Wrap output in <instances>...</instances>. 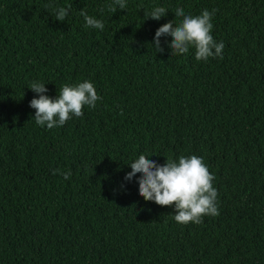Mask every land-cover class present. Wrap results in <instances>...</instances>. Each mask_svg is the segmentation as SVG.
<instances>
[{
	"label": "trees",
	"instance_id": "trees-1",
	"mask_svg": "<svg viewBox=\"0 0 264 264\" xmlns=\"http://www.w3.org/2000/svg\"><path fill=\"white\" fill-rule=\"evenodd\" d=\"M112 3L0 0V264H264V0ZM69 5L57 21L53 9ZM159 6L166 15L147 19ZM178 7L215 9L223 59L173 55L171 37L157 52L155 31L179 23ZM84 80L95 108L62 127L35 123L30 82L55 98ZM141 154L203 157L219 215L178 224L174 206L145 201L140 174L124 180Z\"/></svg>",
	"mask_w": 264,
	"mask_h": 264
},
{
	"label": "clouds",
	"instance_id": "clouds-1",
	"mask_svg": "<svg viewBox=\"0 0 264 264\" xmlns=\"http://www.w3.org/2000/svg\"><path fill=\"white\" fill-rule=\"evenodd\" d=\"M116 6L120 10L126 9L127 0H113L109 11L115 13ZM70 8L71 5L55 7L53 10L56 20L64 21ZM167 12L162 6L154 7L147 14V19L158 21ZM214 12L215 9H205L199 15H191L186 14L183 8H176L175 17L182 19L178 24L169 21L158 27L152 44L157 52H163L160 38L171 37L168 47L173 55L186 54L189 48L193 47L197 61H207L211 57L223 59L225 45L223 41L216 42L211 35ZM80 15L84 18L86 28L103 31L104 22L101 19L88 15L83 9ZM28 89L36 94L29 102V107L35 109L33 119L38 126H46L48 129L62 127L72 117H81L85 106L95 108L97 101L101 99L94 84L89 80L75 85H62L55 98L45 94L48 89L40 81L30 82ZM129 166L131 171L126 173L124 180L131 182L139 173L136 180L138 194L145 201L154 202L159 206H174V220L178 224H201L204 216L219 215V193L213 185L215 176L203 162V157L180 155L176 159H166L164 164H158L141 154ZM53 174H61L65 180L71 176L70 171L61 173L59 169L53 170Z\"/></svg>",
	"mask_w": 264,
	"mask_h": 264
}]
</instances>
